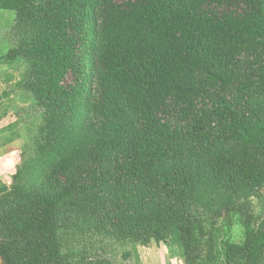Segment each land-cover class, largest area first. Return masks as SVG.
I'll list each match as a JSON object with an SVG mask.
<instances>
[{"label": "trees", "instance_id": "trees-1", "mask_svg": "<svg viewBox=\"0 0 264 264\" xmlns=\"http://www.w3.org/2000/svg\"><path fill=\"white\" fill-rule=\"evenodd\" d=\"M0 11L24 34L0 64L29 61L42 109L32 150L0 181V264H112L107 240L173 230L186 264H264V0ZM232 217L238 241L221 233Z\"/></svg>", "mask_w": 264, "mask_h": 264}, {"label": "rangeland", "instance_id": "rangeland-1", "mask_svg": "<svg viewBox=\"0 0 264 264\" xmlns=\"http://www.w3.org/2000/svg\"><path fill=\"white\" fill-rule=\"evenodd\" d=\"M23 39V32L14 27V15L11 12L0 11V54L8 49L19 48ZM29 69L30 63L25 58L0 64V181L2 183L10 182V175L20 160L19 153H29L39 137L38 127L42 120V109L35 104L34 94L27 87ZM11 136L14 139V143L9 145L11 147L2 146L5 138ZM9 159L14 162L12 167L5 166ZM252 202L255 212L259 214L257 200L252 199ZM222 227L223 235L231 236L235 241L239 240L241 227L237 218H225ZM105 247L106 257L111 259L112 264H186L176 230L172 231L166 241H151L147 246L139 242L132 244L130 241L107 240ZM204 255L205 251L203 257Z\"/></svg>", "mask_w": 264, "mask_h": 264}, {"label": "clouds", "instance_id": "clouds-1", "mask_svg": "<svg viewBox=\"0 0 264 264\" xmlns=\"http://www.w3.org/2000/svg\"><path fill=\"white\" fill-rule=\"evenodd\" d=\"M13 164H14V162L11 160V159H9L8 161H7V163H6V167H12L13 166Z\"/></svg>", "mask_w": 264, "mask_h": 264}]
</instances>
